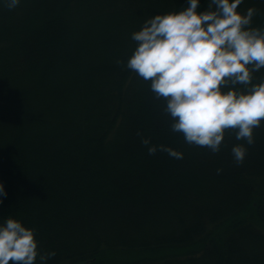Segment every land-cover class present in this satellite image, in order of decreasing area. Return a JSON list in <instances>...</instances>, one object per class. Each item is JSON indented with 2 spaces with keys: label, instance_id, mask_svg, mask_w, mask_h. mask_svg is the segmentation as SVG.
Masks as SVG:
<instances>
[{
  "label": "trees",
  "instance_id": "trees-1",
  "mask_svg": "<svg viewBox=\"0 0 264 264\" xmlns=\"http://www.w3.org/2000/svg\"><path fill=\"white\" fill-rule=\"evenodd\" d=\"M186 2L0 0V217L33 227L47 264H264V121L237 163L234 130L216 152L188 143L149 81L114 63L141 20Z\"/></svg>",
  "mask_w": 264,
  "mask_h": 264
},
{
  "label": "clouds",
  "instance_id": "clouds-1",
  "mask_svg": "<svg viewBox=\"0 0 264 264\" xmlns=\"http://www.w3.org/2000/svg\"><path fill=\"white\" fill-rule=\"evenodd\" d=\"M21 0H6L10 8ZM244 0H187L179 10L155 13L132 33L136 42L127 67L166 101L171 129L188 143L220 150L225 131H235L232 153L237 163L255 142L254 129L264 121V26H252L255 7L238 10ZM149 152L157 146L143 141ZM174 158L183 152L160 145ZM8 196L0 180V204ZM54 250L41 252L36 232L12 215L0 217V264H47Z\"/></svg>",
  "mask_w": 264,
  "mask_h": 264
},
{
  "label": "rangeland",
  "instance_id": "rangeland-1",
  "mask_svg": "<svg viewBox=\"0 0 264 264\" xmlns=\"http://www.w3.org/2000/svg\"><path fill=\"white\" fill-rule=\"evenodd\" d=\"M202 1H205L206 3H207V0H201V2ZM245 6H248V7H255L256 9H261L262 11H264V0H244V3H242V5H239L238 6V10H241V11H245ZM147 19V18H146ZM146 19H144V20H141L140 22L141 23H144V21L146 20ZM255 23H253V25L252 26H255L254 25ZM74 38V37H73ZM40 40H42L43 42H48V41H50L51 40V42L53 41V38H51L50 39V37H41V39ZM68 42H70V38H68L67 37V39H66ZM41 41V42H42ZM71 42H74V41H71ZM77 49H78V47H76ZM53 50H55V48H52ZM56 55V54H55ZM128 57H129V55L127 54V53H125V56L124 57H121V58H118V59H116L117 61L116 62H114V63H116L117 65H119V68H122L121 66H127V59H128ZM42 57H39L38 58V60L37 61H35V62H40V60H43V59H41ZM80 60V62L78 63V62H74L73 63V65L72 66H74V67H76V65L79 67V66H81L82 67V60H83V58H81V59H79ZM64 61H68V59L66 60H64ZM71 66V65H70ZM71 68V67H70ZM98 69L99 70H102L101 68H99V67H96L95 68V71H98ZM14 71V70H13ZM12 71V72H13ZM264 72V68H261L260 70H258V71H254V73L255 74H261V73H263ZM260 80H261V78H260ZM137 82L138 83H140V84H142L143 86L144 85H146L147 86V83L146 82H144V81H142V77H140V76H138V78H137ZM17 83H19V82H16V83H14V85L16 86V84ZM149 83H150V81H149ZM148 86H149V84H148ZM21 96V95H20ZM18 102L21 104V106L23 107V110L26 112V113H28V114H30V112L27 110V107H28V104L26 103V101L24 100V99H21V98H19L18 99ZM36 118H38V117H36ZM39 120V119H38ZM258 128V127H257ZM255 130H257L256 128H255ZM27 134H29V132L27 133ZM26 134V135H27ZM25 136V135H24ZM79 141H84L82 138L79 140ZM23 149V148H22ZM119 166V164L117 163V164H113V166ZM135 170V169H134ZM199 180H201V179H199ZM200 191L201 190H199V191H194V192H192V193H194V195L197 197L196 198V200H195V202H194V199H192V200H190L189 201V203L191 202V203H193L194 202V204L195 203H197V204H199L205 197H203L201 194H200ZM202 193V192H201ZM96 198L97 197H105L104 196V194H102V192H98L96 195ZM90 197H93V196H90ZM209 202L211 201V198H209V200H208ZM188 203V204H189ZM160 206H162V204H160ZM180 206H182L183 207V205H180ZM185 209V208H184ZM183 209V210H184ZM258 219H260V216H259V218Z\"/></svg>",
  "mask_w": 264,
  "mask_h": 264
},
{
  "label": "bare ground",
  "instance_id": "bare-ground-1",
  "mask_svg": "<svg viewBox=\"0 0 264 264\" xmlns=\"http://www.w3.org/2000/svg\"><path fill=\"white\" fill-rule=\"evenodd\" d=\"M242 5V4H241ZM207 7V5H204L203 7H201V9ZM248 6H245V11L247 10Z\"/></svg>",
  "mask_w": 264,
  "mask_h": 264
}]
</instances>
